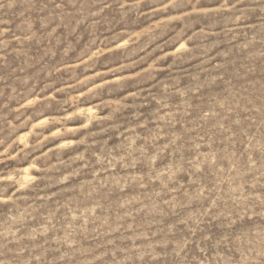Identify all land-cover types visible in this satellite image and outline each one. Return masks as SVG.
<instances>
[{
    "label": "rangeland",
    "instance_id": "374dc122",
    "mask_svg": "<svg viewBox=\"0 0 264 264\" xmlns=\"http://www.w3.org/2000/svg\"><path fill=\"white\" fill-rule=\"evenodd\" d=\"M0 264H264V0H0Z\"/></svg>",
    "mask_w": 264,
    "mask_h": 264
}]
</instances>
